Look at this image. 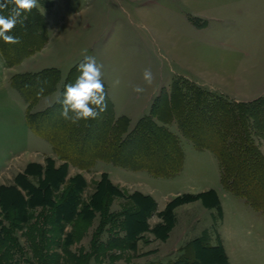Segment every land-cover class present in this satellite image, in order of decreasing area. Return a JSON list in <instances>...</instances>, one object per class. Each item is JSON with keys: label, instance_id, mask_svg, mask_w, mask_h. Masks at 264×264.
<instances>
[{"label": "trees", "instance_id": "trees-1", "mask_svg": "<svg viewBox=\"0 0 264 264\" xmlns=\"http://www.w3.org/2000/svg\"><path fill=\"white\" fill-rule=\"evenodd\" d=\"M11 7L9 5L8 10H0V14L8 16ZM21 18L24 24H17L8 33L19 37L20 43L8 44L0 39V52L8 66L39 50L47 39L46 22L38 8ZM84 58L69 69L54 103L41 111H30L42 96H38L37 92L40 88L44 89L43 95L54 91L60 80L59 70L49 68L36 73L14 74L10 79L11 85L27 103V125L50 143L53 152L63 163L55 166L54 160L47 157L44 166L29 163L23 172L15 175L12 184H0V264H17L14 255L23 251L15 230L26 228L31 251L45 262L44 252L49 248L45 243L48 232L57 235L49 241L60 239L66 224L77 218L93 220L98 213L101 222L95 236L99 237L106 231L108 224L113 231L115 228H125L126 236L114 233L107 240V245L97 244L100 248L96 246L98 252L92 255L99 257L115 246L135 250L137 235L148 228L147 217L155 209L154 200L135 193L129 196L134 205L111 212L113 197L124 196V193L111 182L108 174H102L95 183L94 192L85 198V178L81 174L66 178L67 165L71 163L89 170L97 160L103 159L135 170L145 169L157 176L177 174L184 162L180 139L156 121L164 120L166 111L171 116H165L164 122L176 120L185 137L198 148H209L217 155L224 188L243 197L248 204L264 213V154L249 133L252 122L256 133L264 138V98L232 100L223 95L216 96V93L187 78L177 77L171 83V91L163 87L153 99L150 113L140 118L133 128L129 127L128 117H116L108 94L107 110L97 119L71 124L60 117L61 104L58 101L63 98L65 85L75 83L80 75L77 67ZM105 91L107 93L106 85ZM194 198L195 195L184 194L171 200L161 213L165 223L158 224L153 230L166 238L174 223V207ZM48 220L50 227L45 229ZM71 242V233H65L63 247L66 248ZM144 264L230 263L223 247L202 246L196 240L187 244L176 260Z\"/></svg>", "mask_w": 264, "mask_h": 264}, {"label": "rangeland", "instance_id": "rangeland-1", "mask_svg": "<svg viewBox=\"0 0 264 264\" xmlns=\"http://www.w3.org/2000/svg\"><path fill=\"white\" fill-rule=\"evenodd\" d=\"M233 2L235 0H228L224 7L225 0H53L52 6L47 10L51 35L49 44L55 46L54 48L63 49L68 54L75 56L76 59L85 56L95 57L97 63L103 64V72L106 71L107 65L114 63L129 68L132 73H134L133 69L142 74L145 69H150L153 74L156 72L166 74L169 70H174L186 75V73H191V66L195 60L191 58L192 46L194 47L193 51L200 48L217 54V52H232L230 50L235 41L240 48H246L250 43L244 40L253 42L260 39V35H257L254 29L253 31L246 29V25L249 23L245 17H239L240 22L232 17L235 6L230 4ZM50 3L51 0H38V6L41 4L39 8L44 11L43 8ZM219 14H224L228 21L222 19L217 21L211 18ZM195 27L199 30H196ZM173 77L184 76L175 75ZM171 83L165 86L168 92L171 91ZM217 94L215 95H220ZM17 110L10 109L6 100L2 101L0 139L1 137L3 139H1L0 152H3V146L8 143L4 137L21 135L19 123L27 127L26 120L20 116ZM165 116L171 115L166 111ZM165 116H163L164 120ZM164 120L156 121L158 124L164 125L163 123H166ZM171 121L178 123L174 119H169L168 122ZM11 122L16 127L10 126ZM249 133L253 141L259 145L262 137L256 133L252 122L249 124ZM187 144L193 146L191 140L183 139V145L186 148ZM12 152L14 154H7L6 147L4 153L7 156L4 162L10 160L11 156L17 153L16 150ZM187 152L189 153L188 148ZM24 156L26 157L27 153L20 157L24 158ZM98 161L104 160L99 159ZM105 161L107 162V160ZM109 162L111 161L107 162L106 168L117 167L112 169L114 172L122 168ZM198 167L190 159L189 166L184 172L172 176H157L145 169H133L132 171L130 168V175L124 179L127 187L135 186L137 189L151 191L162 208L168 198L177 192L192 190L190 188L194 184L191 181L192 174L194 168ZM201 169L202 173L208 174L211 179L206 184L219 183L218 168L215 174L211 167L203 166L199 170L201 171ZM88 172H91L90 169ZM5 177L1 178L9 183L8 176ZM94 183L92 180L91 187ZM90 191L91 189H88L86 194H89ZM232 199V196L225 198L229 221L227 227L231 226L230 235L237 241V253H233V258L237 264H264V214L249 208L252 212L245 213L243 216L240 204L238 205V202ZM244 203L243 205H246ZM38 210L39 208L35 212ZM236 219L241 221L236 222ZM48 222L49 220L45 222V229L50 227ZM100 222L101 215L99 213L93 220L77 218L66 224L63 233H60V239L54 241H49V239H55L57 235L48 232L45 243L49 248L44 252L45 262H42L31 251L29 247L31 240L26 234L28 233L26 228L21 231L15 230L18 243L23 247L21 253L14 255L17 264H144L151 261H162L160 259L168 261L176 257V254L170 252L154 256L150 255L151 253L139 254L140 252L137 250L116 246L96 257L92 253L98 252L95 248L97 246L99 249L100 246L97 244L107 245V240L114 233L121 235L120 229L115 230V228L113 231L108 224L106 229L108 227L109 230H104L99 237L95 236ZM237 224H239L238 227ZM67 232L71 233L72 242L64 248L63 242ZM151 247L150 249H155L154 246ZM76 258H80L82 261L78 262Z\"/></svg>", "mask_w": 264, "mask_h": 264}, {"label": "crops", "instance_id": "crops-1", "mask_svg": "<svg viewBox=\"0 0 264 264\" xmlns=\"http://www.w3.org/2000/svg\"><path fill=\"white\" fill-rule=\"evenodd\" d=\"M227 2L228 0H225L224 7L227 5ZM52 4L53 0H51L48 6L43 8L45 11L39 8L41 4L37 7L46 22L47 34L46 42L39 50L34 51L12 66L6 64L0 52V107L2 101L6 100L10 105V109H18L17 111L20 113V116H23V119H25L27 103L19 91L11 85V77L14 74L36 73L49 68L59 70L60 80L56 84L55 90L40 96L30 109L31 112L41 111L54 103L69 69L78 60L82 59H76L75 56L68 54L63 49H59V47L54 48L55 46L49 44L51 35L47 10H49ZM230 5L235 6L234 15L232 17L238 22H240L239 17H245V20L249 23L246 25V29L251 31L254 29L255 33L260 35L258 41L257 39L253 42L251 40H244L250 43L246 48H240L235 41L233 48L230 50L232 52H217V54L207 49L200 48L197 51H193L194 47L192 46L191 58L195 60L193 62L194 64L191 66V73H186V75H184L174 70H169L166 74L156 72L154 74L155 79L151 85L145 83L143 74L140 71H135V69H133L132 71H134V73H132L129 68H125L124 66L114 63L107 65L106 71L103 72V82L106 85L107 94L113 104L116 117H128L130 120L129 127H134L140 118L150 113L153 99L160 94L163 87L172 82L170 80L176 78L173 77L175 75L184 76L207 90L232 100L252 101L258 98H264V0H235V2ZM225 17L224 14H219L211 18L217 21L221 19L228 21ZM195 29L199 30L197 27H195ZM192 45L194 44L192 43ZM116 81H119V83H116ZM136 86L143 87L145 91L143 93L134 92L133 89ZM19 124L18 127L21 135H15L14 137L17 139L14 137H4L8 143L3 146V152H0V184H12L15 175L19 172H23L29 163L34 162L44 166L47 157L54 160L55 166H59L63 163L53 152L52 146L46 139L36 135L28 125L26 127L23 126L22 123ZM163 124L179 137L184 152L183 167L178 174L186 170L189 166L190 159L197 164V167L199 166L198 168H194L192 174L191 181L194 183L190 186L192 190L177 192L174 196L168 198L164 207L161 208L156 196L151 191L137 189L135 186L127 187L124 178L130 175V168L114 162L112 163H114V165L116 164L115 166L122 167L115 172L112 169L117 167L106 168L108 161L106 162L105 160H97L95 165L90 169L91 172L68 163L66 178L75 174L83 175L87 182V187L84 190V197L87 195L88 198L95 190V183L101 179L103 173H107L111 182L124 193V196L113 197L110 204L111 212H119L127 206L134 205L133 199L129 196L135 193H139L143 196H150L154 200L155 209L151 212V215L147 217L148 228L139 232L137 235V248L135 250L140 252L139 254L151 253L150 255L156 256L170 252L176 254V257L171 258V260H176L183 253V248L187 244L199 240L202 246L223 247L228 262L230 264H237L233 258V253H237V241L230 235L231 226L227 227V222L229 221L225 198L232 196V200H236L238 205L240 204V210L243 212L241 215L243 216L245 213L250 214V212H252L249 208H253L255 212L258 211L261 214L264 213L248 204L243 197L224 188L221 182L219 159L211 149L198 148L195 143L192 142L193 146L187 144L188 153L187 148L183 145V139L187 137L183 136L178 123L171 121ZM10 126L15 125L11 122ZM1 139L3 138L1 137ZM6 147L7 154H14V152H12L13 150H16L17 153L11 156L10 160L4 162L7 156V154L4 153ZM259 147L264 154V138L260 140ZM26 153V157H20ZM2 155L3 157H1ZM203 166L211 167L213 174H215L218 168L220 175L218 184H206L210 182L211 179L208 174L202 173V169L201 171L199 170ZM6 175L8 176V180H6L9 183H6L5 179L3 180L1 178ZM92 180L95 182L93 187L90 185ZM88 189H91V191L89 194H86ZM184 194L195 195L196 198L174 207L173 226L168 231L166 238L160 237L153 228L158 224L165 223L161 213L171 200ZM243 202H245L244 204L246 205H243ZM239 219L235 221H241ZM238 225L239 224H237V227ZM121 235L126 236L125 228H121ZM151 246H154L155 249H150L152 248ZM160 260L163 261V259Z\"/></svg>", "mask_w": 264, "mask_h": 264}, {"label": "clouds", "instance_id": "clouds-1", "mask_svg": "<svg viewBox=\"0 0 264 264\" xmlns=\"http://www.w3.org/2000/svg\"><path fill=\"white\" fill-rule=\"evenodd\" d=\"M12 5L9 15L0 14V39L8 44L20 43V38L10 35L17 24H24L21 17L38 7V0H0V10H8ZM77 71L80 75L75 83L65 85L61 104L60 117L71 124L78 125L80 121L97 119L101 113L107 110V93L103 82V64L97 63L95 57L85 56ZM143 79L147 85H151L155 79L150 69H145ZM119 83V81H116ZM136 93H143L145 89L136 86ZM44 89L40 88L37 95H43Z\"/></svg>", "mask_w": 264, "mask_h": 264}]
</instances>
